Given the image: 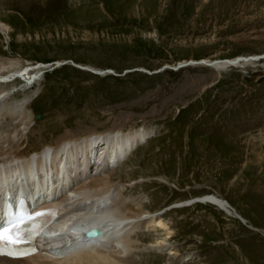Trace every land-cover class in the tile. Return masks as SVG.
<instances>
[{
	"label": "rangeland",
	"instance_id": "obj_1",
	"mask_svg": "<svg viewBox=\"0 0 264 264\" xmlns=\"http://www.w3.org/2000/svg\"><path fill=\"white\" fill-rule=\"evenodd\" d=\"M0 20L5 103L26 97L32 112L24 154L64 134L150 131L130 156L88 173L100 169L91 161L82 177L120 186L119 214L139 206L164 225L139 226L127 255L112 254L264 264V0H0ZM237 57L219 72L191 64ZM207 194L244 221L191 202Z\"/></svg>",
	"mask_w": 264,
	"mask_h": 264
},
{
	"label": "bare ground",
	"instance_id": "obj_2",
	"mask_svg": "<svg viewBox=\"0 0 264 264\" xmlns=\"http://www.w3.org/2000/svg\"><path fill=\"white\" fill-rule=\"evenodd\" d=\"M0 32H8L7 25L1 20ZM240 59L215 63L202 59L197 62L193 61L191 64L208 66L215 72H219L230 64L238 63ZM8 62L9 66L16 63L10 60ZM8 68L1 62L0 74ZM3 83L0 80V212L3 204L1 199L5 194L9 193L15 197L23 192L31 198L40 194L43 204L46 203L45 199L53 197L52 203L58 204L55 200L60 201V204L66 201L71 206L66 211L61 207L60 217L50 226L52 232L57 233L71 226H79L81 223L74 218L81 216L83 219H92L91 221L100 229L108 233L106 234L107 241H90L82 238L78 244H83L84 249L77 248L76 243L66 245L58 252L63 254L60 258L38 255L13 261L11 264H123L118 259L121 256L117 257L114 254L125 253L129 250L130 243H134L131 234L136 235L141 232L136 230L139 226L147 230L150 227L163 228L164 225L158 217L155 218V215L150 212L139 209V206L132 207L131 210L127 208V213L121 210L119 214L117 209L124 203L119 200V193L123 189L118 185H113L107 177L93 178L89 181L82 177L88 166H91V161L96 163V169L100 166L109 167L111 163L122 161L133 148L147 139L150 131L143 127L125 129L119 126L103 132L95 129L87 130L83 135L64 134L53 144H47L42 151L24 154L20 146L28 138L26 135L31 129L32 112L28 107L30 101L25 97L6 104L5 98L8 93L5 92L7 90L4 89ZM31 178L38 185L35 191L32 189L28 191L26 187L29 184L27 180ZM56 190L59 195L55 193ZM58 197L62 200H58ZM191 202L216 205L244 221L232 212L233 208L228 201L215 195L207 194ZM93 210H97V214H94ZM134 219H140V221L136 223ZM152 245L159 251L168 249L159 239ZM110 250H114V254ZM167 254L172 256L175 253L169 250Z\"/></svg>",
	"mask_w": 264,
	"mask_h": 264
},
{
	"label": "snow or ice",
	"instance_id": "obj_3",
	"mask_svg": "<svg viewBox=\"0 0 264 264\" xmlns=\"http://www.w3.org/2000/svg\"><path fill=\"white\" fill-rule=\"evenodd\" d=\"M39 215V213L37 214ZM24 223L23 219L18 220L15 224L7 228V232L4 229H0V255H28L29 252H19L18 245L20 243L28 242L27 237L31 233H21L19 226ZM6 249H8L6 251ZM34 252L35 249H32Z\"/></svg>",
	"mask_w": 264,
	"mask_h": 264
},
{
	"label": "water",
	"instance_id": "obj_4",
	"mask_svg": "<svg viewBox=\"0 0 264 264\" xmlns=\"http://www.w3.org/2000/svg\"><path fill=\"white\" fill-rule=\"evenodd\" d=\"M237 58H241V57H237ZM240 60H243V59H240ZM179 66H181V64H179ZM99 232L97 230H92L88 233V235L90 236H95V235H98Z\"/></svg>",
	"mask_w": 264,
	"mask_h": 264
}]
</instances>
